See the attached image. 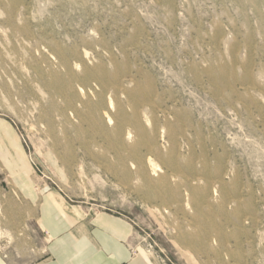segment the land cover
Segmentation results:
<instances>
[{
	"label": "rangeland",
	"instance_id": "obj_1",
	"mask_svg": "<svg viewBox=\"0 0 264 264\" xmlns=\"http://www.w3.org/2000/svg\"><path fill=\"white\" fill-rule=\"evenodd\" d=\"M3 123L132 257L264 264V0H0Z\"/></svg>",
	"mask_w": 264,
	"mask_h": 264
},
{
	"label": "crops",
	"instance_id": "obj_2",
	"mask_svg": "<svg viewBox=\"0 0 264 264\" xmlns=\"http://www.w3.org/2000/svg\"><path fill=\"white\" fill-rule=\"evenodd\" d=\"M0 148L6 152L2 172L11 186L7 211L0 214V264H150L131 256L132 226L123 218L76 216L46 183L35 191L22 147L5 123L0 124Z\"/></svg>",
	"mask_w": 264,
	"mask_h": 264
}]
</instances>
